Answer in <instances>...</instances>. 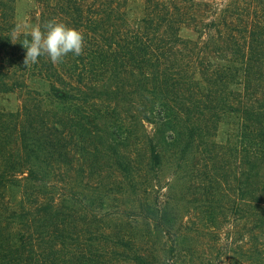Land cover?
Here are the masks:
<instances>
[{"label": "trees", "instance_id": "obj_1", "mask_svg": "<svg viewBox=\"0 0 264 264\" xmlns=\"http://www.w3.org/2000/svg\"><path fill=\"white\" fill-rule=\"evenodd\" d=\"M131 1L36 0L86 43L26 66L0 0V264H264V0Z\"/></svg>", "mask_w": 264, "mask_h": 264}, {"label": "rangeland", "instance_id": "obj_2", "mask_svg": "<svg viewBox=\"0 0 264 264\" xmlns=\"http://www.w3.org/2000/svg\"><path fill=\"white\" fill-rule=\"evenodd\" d=\"M201 1H212V0H201ZM36 0H17L16 3V20L18 22V28L22 33H31L35 26H38L39 16L35 13ZM143 3L139 0H132L130 3V17L132 20H138L142 16ZM180 35L183 38H195L196 34L188 28H182ZM37 86V85H36ZM38 87V86H37ZM42 91L47 90V85L42 83L39 85ZM20 93L9 92L0 93V111L4 113L16 112L20 106ZM232 123V120H231ZM228 121V124L221 125L218 135L214 138V141L219 143H226L227 140H233L230 136L233 132L234 126ZM148 130L151 132L153 130L152 125H148ZM191 168H184L183 170H175L173 163H169L166 159L163 162V169L161 172L162 184L165 183V178L172 176L171 184L174 188L173 192H168L176 199H182L180 201V206L186 205L187 200H191L192 196L190 193L187 194L188 188H191L192 178L194 176ZM191 182V183H190ZM165 188V192H166ZM174 192L176 194H174ZM187 200H184V199Z\"/></svg>", "mask_w": 264, "mask_h": 264}, {"label": "clouds", "instance_id": "obj_3", "mask_svg": "<svg viewBox=\"0 0 264 264\" xmlns=\"http://www.w3.org/2000/svg\"><path fill=\"white\" fill-rule=\"evenodd\" d=\"M30 37L21 43L26 49V66L36 64L41 56H47L53 64L63 62L70 53L78 57L83 54L86 43L82 31L56 19L35 26Z\"/></svg>", "mask_w": 264, "mask_h": 264}]
</instances>
